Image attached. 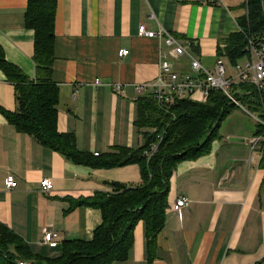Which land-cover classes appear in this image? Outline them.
<instances>
[{
    "label": "crops",
    "instance_id": "crops-1",
    "mask_svg": "<svg viewBox=\"0 0 264 264\" xmlns=\"http://www.w3.org/2000/svg\"><path fill=\"white\" fill-rule=\"evenodd\" d=\"M55 2L52 79L59 90L57 128L72 133L76 148L92 155L144 144L135 123L137 103L139 98L151 97L153 88L139 86L155 79L160 59L165 56L174 72H192L188 56L171 55L162 40L138 35L139 25L149 31L162 27L212 69L218 47L240 30L238 17L246 13L245 0ZM26 4L27 0H0V49L9 63L32 80L34 33L25 26ZM121 49L128 54L119 57ZM244 59L243 55L238 62ZM95 79L101 83L95 84ZM116 84L122 87L118 93ZM0 108L16 109L14 87L1 69ZM229 137L244 141L231 142ZM249 139L227 134L205 155L176 165L151 264H261L264 170ZM8 175L16 181L12 190L5 188ZM141 177L138 163L76 164L18 132L0 110V224L18 234L36 254L58 257L64 240L91 239L101 213L93 207H73L74 200L111 192V183L138 186ZM42 179L51 180L50 192L40 191ZM178 197L191 201L181 215L173 209ZM49 230L58 234L54 245L42 243ZM112 264H150L143 221L134 226L128 258Z\"/></svg>",
    "mask_w": 264,
    "mask_h": 264
},
{
    "label": "trees",
    "instance_id": "trees-1",
    "mask_svg": "<svg viewBox=\"0 0 264 264\" xmlns=\"http://www.w3.org/2000/svg\"><path fill=\"white\" fill-rule=\"evenodd\" d=\"M262 1L245 0L246 13L238 17L240 30L224 39V46L217 49L218 57H226L232 65L243 57L247 35L263 30ZM55 9V0H27L24 20L25 26L34 33V79L30 80L9 63L0 49V69L14 87L16 102L15 111L0 110L18 132L30 135L41 145L64 154L76 164L113 167L138 163L141 184L129 187L111 183V192H97L92 197L74 200L71 203L73 207L99 209L101 223L89 240H64L58 257L34 253L18 234L0 224V264H18L20 261L29 264L121 262L128 258L134 226L138 221L145 225L146 254L151 264L157 235L164 227L172 172L179 162L205 155L212 141L221 139L218 134L221 121L238 107L224 93L217 91L210 92L204 102L185 99L163 106L152 97L139 98L135 123L144 137L142 146L136 149L113 148L101 155L79 151L74 135L62 133L57 128L59 90L52 79ZM239 87L241 90L244 88L242 85ZM239 100L251 111L261 105L253 94L241 96ZM263 134L264 127L255 123L252 135ZM153 143L157 144V150L147 158L143 152ZM261 143L259 166L264 170L263 141Z\"/></svg>",
    "mask_w": 264,
    "mask_h": 264
},
{
    "label": "built area",
    "instance_id": "built-area-1",
    "mask_svg": "<svg viewBox=\"0 0 264 264\" xmlns=\"http://www.w3.org/2000/svg\"><path fill=\"white\" fill-rule=\"evenodd\" d=\"M262 10L264 17V0L262 1ZM138 35L162 40L165 45L170 47L169 53L176 57L186 55L190 59L192 72L177 73L172 71L170 62L165 56L160 59L158 64L157 76L151 83L139 86L143 89L146 86H152V99L159 105H170L179 100L190 99L193 101H206L210 92L224 93L238 108L249 114L255 123L264 127V27L258 34H248L244 47V57L242 62H236L227 73L224 58L218 57L212 69L205 68L198 59L194 58L186 48L185 44L180 43L171 33L159 27L157 31H149L145 25L138 27ZM119 57L128 54L127 49L119 51ZM228 64V63H227ZM100 79H95V84H100ZM240 85L244 88L241 90ZM121 85L116 84L114 91L120 92ZM240 93L238 97H235ZM253 94L260 101V111L258 113L249 109L241 103L239 97ZM263 135H252L249 139V145L252 151H258L261 155ZM157 150V144L150 145L143 155L149 158ZM97 154V153H96ZM52 182L49 179L40 181V191L48 193L52 189ZM16 187V181L12 175L5 179V188L12 190ZM190 199L187 197H178L173 205V209L178 215H181L182 209L190 205ZM58 234L55 231H46L42 238V243L54 245L57 242ZM18 264H29L18 262ZM264 264V260L261 262Z\"/></svg>",
    "mask_w": 264,
    "mask_h": 264
},
{
    "label": "rangeland",
    "instance_id": "rangeland-1",
    "mask_svg": "<svg viewBox=\"0 0 264 264\" xmlns=\"http://www.w3.org/2000/svg\"><path fill=\"white\" fill-rule=\"evenodd\" d=\"M225 66L227 67V73H230V65H228L227 60L224 59ZM247 107V106H246ZM261 109L254 110L258 113ZM255 128V120L247 114L244 110L240 108H235L231 113H229L220 123V128L218 134L221 138L230 133H238L247 136V139L252 136V132ZM218 139L212 141L211 145L216 146Z\"/></svg>",
    "mask_w": 264,
    "mask_h": 264
},
{
    "label": "water",
    "instance_id": "water-1",
    "mask_svg": "<svg viewBox=\"0 0 264 264\" xmlns=\"http://www.w3.org/2000/svg\"><path fill=\"white\" fill-rule=\"evenodd\" d=\"M228 140L231 142H243L244 141V139H240L236 137H229Z\"/></svg>",
    "mask_w": 264,
    "mask_h": 264
}]
</instances>
